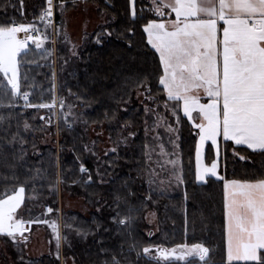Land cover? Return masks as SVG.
Listing matches in <instances>:
<instances>
[{"label": "trees", "instance_id": "1", "mask_svg": "<svg viewBox=\"0 0 264 264\" xmlns=\"http://www.w3.org/2000/svg\"><path fill=\"white\" fill-rule=\"evenodd\" d=\"M88 1L95 2L112 20L107 25V33L104 28L94 32L103 39L98 41L91 35L77 59L69 65L67 76L60 78L59 94L65 106L73 114L83 115L89 124L121 120L129 122L137 135L129 148L107 155L103 166L98 167L80 131L62 127L57 152L55 146L39 143L38 136L45 128L38 109L21 107L20 96L13 97L10 90L6 91L5 84L0 83V116L4 117L0 121V192L5 186L24 184L26 212L33 213V207L39 204L42 209L49 205L56 213L60 189L66 186L78 190L94 208L88 217L76 212L64 214L62 225L68 220L73 230L61 263L59 258L43 255L22 258L19 264H65L67 259L71 264H111L113 256L120 264H156L143 254L137 257V249L142 251L149 245L172 248L185 243L204 244L209 249L206 264H259L226 263L223 180L208 176L203 182L196 181L197 130L182 111L178 129L182 182L168 191L147 186L149 181H154L148 175V150L156 139L145 132L144 122L150 119V124L154 125L155 118L137 103L130 105L126 112H122L121 107L133 99L136 90L144 87L150 88L148 92L152 96L167 98L158 87V76L162 72L159 56L147 44L143 31V25L156 18L147 10L151 8V0H137L135 19L130 15L128 0ZM65 4L71 7L74 2L65 0ZM45 6L46 0H23L22 7L21 0H0V24L11 23L13 19L17 23L35 20L39 28L42 21L38 17ZM58 6L56 17L61 23ZM142 7L145 11L141 13ZM130 28L132 32L128 31ZM45 32L50 39L49 27L41 33ZM18 59L21 92H30L28 102L51 101L54 84L51 41L47 40L42 49L30 43ZM145 79L147 83L142 85ZM25 123L28 128L24 127ZM15 133L18 135L13 140ZM212 159L213 149L208 143L205 161L210 163ZM81 164L90 174L80 173ZM220 172L221 177L229 180L255 179L264 174V153L224 140ZM149 211H156L159 217L157 233L147 229L145 215ZM124 217H128V221L119 224L118 220ZM133 242L136 249L129 250Z\"/></svg>", "mask_w": 264, "mask_h": 264}, {"label": "snow or ice", "instance_id": "2", "mask_svg": "<svg viewBox=\"0 0 264 264\" xmlns=\"http://www.w3.org/2000/svg\"><path fill=\"white\" fill-rule=\"evenodd\" d=\"M136 2L128 0L133 19L138 14ZM46 3L38 19L45 28L51 26L58 31V26L52 23L56 7L54 0H46ZM59 7L63 11L65 0H60ZM147 10L156 16L143 25V31L147 44L159 56L162 72L158 76V87L167 97L164 107L167 109L169 102H174L171 110L177 124L182 111L193 128L198 129L196 179H204L202 172L218 175L216 159L210 165L201 163V148L205 141H211L216 147L218 137L222 136L235 145H246L253 152L264 153V0H151V8ZM139 11L142 13L145 9L142 7ZM20 32L24 33L23 37L18 35ZM47 39L48 35L40 32L35 20L17 23L13 19L11 23L0 24V83L6 82L5 89L10 90L13 97L22 95L25 107L51 110L59 103L62 110L63 99L54 98L51 104L31 105L28 103L29 93L21 92L18 56L28 50L29 42L36 49H42ZM101 39L103 36L98 33L97 40ZM146 83V79L141 81L142 85ZM3 119L0 116V121ZM24 127L29 125L25 123ZM168 131L174 132L175 129L169 125ZM17 135L13 134V140ZM148 155L150 159V153ZM160 155H170L163 145L160 146ZM167 163L175 165L177 161L169 159ZM80 170L87 171L84 164L80 165ZM88 179L90 181L91 176ZM219 179L223 180L224 188V236L228 261L264 264V174L255 179ZM176 180L182 182V177L176 176ZM24 199V184L11 188L5 186L0 192V234L15 243L28 239L24 233L31 224L48 223L47 220L23 219ZM47 211L51 213L53 209ZM128 219L120 218L118 223L123 225ZM51 227L56 233L59 255L61 234L57 222L52 221ZM132 249H136L135 242L130 245L129 250ZM208 252L202 243H185L172 248L149 245L142 251L137 249V257L143 254L156 264H197L198 261L206 264ZM111 264H120V260L113 256Z\"/></svg>", "mask_w": 264, "mask_h": 264}, {"label": "rangeland", "instance_id": "3", "mask_svg": "<svg viewBox=\"0 0 264 264\" xmlns=\"http://www.w3.org/2000/svg\"><path fill=\"white\" fill-rule=\"evenodd\" d=\"M74 2L71 7H65L63 11H61L58 6V11L62 17L61 23L58 27V31H54L49 26L50 30V40L52 45V55H53V66H54V84H53V97L51 101L47 102L51 104L53 99H63L59 94V82L60 78L67 76V69L70 67L69 65L74 62L80 54V51L83 49L84 45L87 43L88 39H90L91 35L94 34L92 29L101 23L107 24L111 22V17L105 11L101 10L95 2H88L84 5H80L79 3L87 2L78 1V0H69ZM67 2V1H66ZM60 4V1L57 2V5ZM47 6V3H46ZM45 6V7H46ZM93 8H97L98 15H96L93 11ZM57 10V9H56ZM103 14V16H102ZM41 32L46 30L44 23L42 22V26L39 27ZM20 37L24 36V33L19 34ZM96 38L95 34L92 38ZM45 40L43 42V47L46 43ZM31 42H29L30 44ZM32 44V43H31ZM34 45V44H32ZM73 45L76 47L73 48ZM35 46V45H34ZM19 68V66H18ZM20 73V70H19ZM6 83V82H5ZM2 83V84H5ZM10 87V86H9ZM30 95V92L27 91ZM31 97V95H30ZM167 98H158L149 94L146 91V87L140 90H136L133 96V99L129 102L123 104L121 107L122 112H126L130 105L140 104L145 109H149V112L153 114L155 118L154 125L150 124L146 119L144 122L145 132L150 134L152 137L156 139V143H154L148 150L151 158L149 159V171L148 175L154 178V181L151 180L147 183V186H150L160 191H168L172 187H176L180 184V181L176 180V176H181V168H180V157H179V148H178V129L180 124L176 122V116L172 113L171 105L170 107L165 108L164 102ZM19 100V99H18ZM20 105L23 108L25 107V101L21 100L20 96ZM64 101V99H63ZM206 102V100L204 101ZM29 103V102H28ZM31 104V103H29ZM36 105V104H31ZM33 108V107H32ZM41 116H44L42 120V125L45 128L43 133L38 136L39 143L41 144H50L56 147L57 152L60 149V141L61 135L60 130L62 127L66 129L74 127L78 129L83 137L84 144L87 147V151L93 158V161L96 166H103L107 155L121 152V149H127L130 146V142L137 135V130H135L129 122L115 120L113 122H105L102 124H89L83 118V115L73 114L71 109L63 104L62 110L61 105L56 103L55 107L49 110L48 108H36ZM56 110L59 111L57 113ZM148 112V111H147ZM183 113V112H182ZM158 117L159 119L158 121ZM50 121V122H49ZM199 122V121H197ZM192 124V122H191ZM70 125V126H69ZM171 125L175 131L169 132L168 126ZM198 131V129H196ZM54 132V133H53ZM130 133L132 135H130ZM222 137V136H221ZM218 137V146L213 149V159L217 160V173L218 175H213L211 173L202 172L204 176L203 180H197V182L205 181L206 177L212 176L219 178L221 177L220 172V159H221V141L222 138ZM169 138L168 141L165 139ZM198 140V139H197ZM211 141H205L201 148V163L204 165H210V163H206L205 161V149L207 144ZM163 145L165 151L169 153L168 156L160 155V146ZM115 149V151H113ZM169 159H174L177 161L175 165L168 164L167 161ZM195 164L197 170V157L195 156ZM86 168V167H85ZM87 169V168H86ZM174 169V170H173ZM88 170V169H87ZM80 173L90 174L89 170L86 172ZM58 185V191H59ZM60 204L58 203V210L54 213V209L51 213H49L46 220L47 224L43 223L41 226L36 227L30 236V240L28 239V243L22 246L16 247L11 244L0 243V264H17L16 260L14 261L12 258H8L5 261L3 260L2 253L5 251L4 248L7 247V253H13L12 248H15L16 251L20 252L21 255H26L30 257L47 255L58 258L59 255L63 260V250L70 244L72 237L73 225L68 220L64 221L63 225L59 219L64 218V214L69 212H76L81 214L84 217H88L89 213L94 210L91 204L87 203L83 195L76 189L68 188L66 186H62L60 189ZM22 207H25L23 202ZM40 205L37 204L36 207ZM99 207V205H98ZM26 209V207H25ZM146 222L148 224V230L151 229L154 233L159 231L160 222L159 217L156 211H149L145 215ZM56 221L59 227V231L61 234V242L59 247V255H57V242H56V233L53 231L51 227V222ZM5 234H3L4 236ZM10 241H13L12 239ZM27 241V240H26ZM6 245V246H5ZM11 245V246H10ZM10 255V254H9ZM208 255V254H207ZM207 257V256H206ZM2 259V260H1ZM71 260H66L65 264H71Z\"/></svg>", "mask_w": 264, "mask_h": 264}, {"label": "crops", "instance_id": "4", "mask_svg": "<svg viewBox=\"0 0 264 264\" xmlns=\"http://www.w3.org/2000/svg\"><path fill=\"white\" fill-rule=\"evenodd\" d=\"M88 2H90V1H87V2H84V3H79L80 5H84V4H86V3H88ZM93 11H94V13L96 14V15H98V10H97V8H93ZM102 16H103V14H102ZM168 17L166 16L165 17V19H167ZM172 18L174 19L175 18V14L173 13L172 14ZM109 23H107V24H103V23H101L100 24V26H98L99 24H97L93 29H92V32H98L99 30H101L102 28H104V31H105V29H107V25H108ZM106 27V28H105ZM102 31V30H101ZM107 32H108V30H107ZM147 37V36H146ZM150 47H151V45H150ZM154 50V49H153ZM155 51V50H154ZM206 100V99H205ZM204 100V101H205ZM222 138V141H221V145H222V143H223V141L225 140L223 137H221ZM233 142V141H232ZM234 143V142H233ZM241 146H246V145H241ZM247 147V146H246ZM60 198H61V195H60V193H59V200H58V203L60 204ZM23 206V205H22ZM23 209H24V211L21 213V216H22V218L23 219H25V220H27V219H34V220H36V219H38V220H40V221H44V220H46L47 218H49L50 216H48L49 214H47V213H45L44 212V210L41 208V206H39V207H33L34 209H33V213H29V212H26V209L24 208V207H22ZM60 221L62 220V219H59ZM43 223H34V224H31L30 226H28V228H29V230L28 231H26L25 233H24V235L25 236H27V238L30 240V236H31V234H32V231L36 228V227H38V226H41ZM28 239H27V241H23V240H21L19 243H15V242H13V241H10L11 240V238L10 237H8V236H6V235H4L3 236V234H0V243H6L7 245L8 244H13L14 246H16V247H21L22 246V244L23 245H25L26 243H28ZM226 244V243H225ZM10 245V246H11ZM12 245V246H13ZM6 246V245H5ZM5 249V251L2 253V256H3V260L5 261L6 259H8V258H12L14 261L16 260V262H17V264H19L20 263V261H21V259L22 258H36V257H40V256H34V257H30V256H27V254L26 255H21V251L20 252H18V251H16L15 250V248H12V251H13V253H7V247L6 248H4ZM15 252H16V254H15ZM10 254V255H9ZM41 256H43V255H41ZM17 258V259H16ZM59 261H60V263L62 262V259H61V257H60V255H59ZM2 260V259H1ZM243 262H259V261H243V260H233L232 262H229L228 261V259H227V253H226V263H243Z\"/></svg>", "mask_w": 264, "mask_h": 264}, {"label": "built area", "instance_id": "5", "mask_svg": "<svg viewBox=\"0 0 264 264\" xmlns=\"http://www.w3.org/2000/svg\"><path fill=\"white\" fill-rule=\"evenodd\" d=\"M78 1H85V0H78ZM54 4H55V5L57 4V2H56L55 0H54ZM52 23H53V25H55V26H59V25H60V21H59V20L57 19V17H56V7L54 8L53 17H52ZM50 27H51V26H50ZM51 29L53 30V32L55 31V30L53 29V27H51ZM20 33L23 34V32H20ZM20 33H18V35H19ZM33 34L36 35V34H38V33H33ZM21 100L24 101L22 95H21ZM55 111H56L57 113H59L58 110L55 109ZM87 171H88V170H87ZM48 208H51V207H50L49 205H44V206H43V210H44V212L47 213V214H49L48 211H47Z\"/></svg>", "mask_w": 264, "mask_h": 264}, {"label": "water", "instance_id": "6", "mask_svg": "<svg viewBox=\"0 0 264 264\" xmlns=\"http://www.w3.org/2000/svg\"><path fill=\"white\" fill-rule=\"evenodd\" d=\"M41 117H44V116H41Z\"/></svg>", "mask_w": 264, "mask_h": 264}]
</instances>
